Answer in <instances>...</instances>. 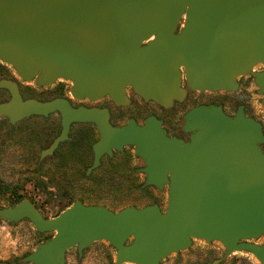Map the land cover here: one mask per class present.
<instances>
[{"label":"water","instance_id":"1","mask_svg":"<svg viewBox=\"0 0 264 264\" xmlns=\"http://www.w3.org/2000/svg\"><path fill=\"white\" fill-rule=\"evenodd\" d=\"M0 63L38 87L65 80L74 99L108 96L125 106L130 88L164 109L186 92H235L237 78L249 76L264 108V0H0ZM0 89L9 95L0 118L10 124L60 114L59 134L40 157L66 140L71 123L91 122L98 130L91 168L130 146L142 164V187L166 189L163 209L152 203L113 212L74 202L52 219L26 200L0 209L7 223L26 220L39 234L53 233L20 262L64 264L68 249L79 257L105 241L112 264H159L196 239L223 247L211 264L232 252L264 264V134L241 106L233 116L219 105L190 108L184 141L166 136L152 115L141 125L111 126L103 110L23 100L9 80Z\"/></svg>","mask_w":264,"mask_h":264},{"label":"rangeland","instance_id":"2","mask_svg":"<svg viewBox=\"0 0 264 264\" xmlns=\"http://www.w3.org/2000/svg\"><path fill=\"white\" fill-rule=\"evenodd\" d=\"M0 72L9 75L19 83L21 89L30 91L34 96H41L46 90L50 89V86H35L33 81H21L16 74H10L13 71L9 66L2 63H0ZM66 84L69 86L67 81ZM195 94L199 95L197 98L199 101H218L222 103L226 106L228 112H232L233 108L229 107L227 103L230 100H238L240 98L242 102L246 103L247 113L258 121L264 130V108L259 103L260 96L256 94V87L253 83L247 84L242 81L238 92H195ZM240 95H243V98ZM19 96L24 100L28 97L27 94L22 92L19 93ZM141 105L140 108L142 110L155 111L157 109L148 102H143ZM124 107H121L119 111L126 116L137 114L139 111L135 108ZM171 111H173V105L163 110V114ZM32 118L38 117L28 116L16 122V124L21 125L15 126V142L7 141L5 118H0V181L8 185L15 193L21 195L23 200H31L34 204H38L45 197L50 198L45 203L44 208L38 210L43 218L52 219L56 217L59 212L57 203H59L58 205H66L78 200V198L86 203L103 205L113 212L130 206L139 208L150 202L156 203L161 209L164 208L165 188L160 191L151 187H142V191L134 188L144 176L143 174H132L134 169L142 167V164L134 155L130 146L124 147L121 154H118V156H125L128 161L126 173L104 174V172L100 171L88 180L41 178V159L38 158V152L42 151L41 145L53 133L54 127L53 123L47 120L26 122ZM181 122L182 120H180ZM23 123L25 124L22 125ZM35 132L40 133L41 138L33 142L30 134ZM49 188H52L53 191H49ZM10 200L8 195L0 196V209L11 207ZM52 235V232L37 233L26 220H21L17 223H7L0 219V264H29L20 262L21 258L30 253L46 238L52 237ZM254 242L260 244L261 240ZM222 254L223 247L218 242L206 243L195 239L192 240L188 249L169 255L159 264H211L212 261L220 258ZM113 262L114 250L105 241H97L84 249L79 257L75 248L68 249L65 252L64 264H112ZM217 264L258 263L247 253L232 252Z\"/></svg>","mask_w":264,"mask_h":264},{"label":"flooded vegetation","instance_id":"3","mask_svg":"<svg viewBox=\"0 0 264 264\" xmlns=\"http://www.w3.org/2000/svg\"><path fill=\"white\" fill-rule=\"evenodd\" d=\"M262 68L260 66L254 67L252 71L258 72L261 71ZM13 72H10L12 74ZM9 80L16 83L19 93H25L28 95L25 99H34L40 102L49 101L52 99H64L68 102L71 108H78L83 107L86 109H95L97 111H105L107 115V122L111 126H122L127 123L129 119H132L138 125L143 123L144 118L147 116H154L157 120L161 123V128L164 130L166 136L168 137H175L178 139H182L184 141L188 140V134L183 133L181 131V123L182 116L192 107L197 105H219L223 113L228 116H233L237 107L241 106L244 112V115L250 117L247 113V106L245 102H242L239 98L238 100H230L227 105L232 107V112H228L226 106L218 101H199L197 98L199 97L198 94L195 92H186L183 95V98L180 102L173 100V111L169 113L163 114V110L161 106L155 104L152 101H148V103L153 104L157 109L155 111H146L142 110L140 107L143 104V101L140 97L136 96L130 88H125L124 94L127 99V107L135 108L139 110L137 114H133L131 116L124 115L120 108L124 107V105H115L108 96L101 97L95 101H88L87 99H74L70 96L68 92L69 86L66 84L65 80H56L52 85H50V89L41 95V96H34L30 91L23 90L19 86V83L16 82L13 78L9 75H6L4 72H0V80ZM244 79V80H241ZM250 79V80H248ZM242 81L245 83H253L252 79L249 76H242L237 78V92L241 88ZM182 88L183 84L181 85ZM246 91V90H244ZM243 98V95H240ZM9 98L8 92L5 89H0V103L7 101ZM24 100V99H23ZM125 108V107H124ZM118 110V111H117ZM38 118H32L27 120L26 122H31L35 120H47L53 123L54 131L48 136L46 141H44L41 145V149L46 150L53 139L58 136L60 131V114L58 112H53L48 114L45 117L37 116ZM141 118V120H140ZM5 124L7 125V141L8 142H15L16 141V131L15 126L21 124H10L7 120H5ZM25 122V123H26ZM23 123L22 125H24ZM262 127V126H261ZM262 132L264 134V130L262 128ZM31 139L33 142L40 140L41 134L34 133L30 134ZM98 139V130L96 126L91 122H73L69 125V129L67 132V138L63 142H60L55 149L49 155H43L40 157V152H38V158L40 160L41 168L40 177L45 178H73V179H82L88 180L93 178L96 173L102 171L104 174H110L115 172L126 173L128 170V161L125 156L121 154V151L112 150L111 155L103 154L99 158L98 165L95 168H91L92 161H93V154L91 151V145L97 141ZM264 145H261L263 147ZM142 167H137L133 171V175H142L140 169ZM144 178L138 182L134 188L139 191H142V184ZM6 187L5 192L0 193V196L8 195L10 196V204H15V200L17 197H20V200H23V197L14 190H12L8 185L2 183L0 181V187ZM152 188V187H151ZM49 191H53L52 188H49ZM82 192V191H81ZM51 195V194H49ZM50 198H44L38 204H34L31 200L28 201L37 211L40 208H44L46 202H48ZM74 202H80L82 205H96V206H103L95 203H86L82 199L78 198V200ZM74 202L68 203L66 205L57 203L58 210L66 209L71 206ZM154 202H150L148 204H152ZM105 207V206H103ZM159 207V206H158ZM107 208V207H105ZM138 208V207H136ZM160 208V207H159ZM108 209V208H107ZM161 209V208H160Z\"/></svg>","mask_w":264,"mask_h":264},{"label":"trees","instance_id":"4","mask_svg":"<svg viewBox=\"0 0 264 264\" xmlns=\"http://www.w3.org/2000/svg\"><path fill=\"white\" fill-rule=\"evenodd\" d=\"M5 190H6V187L4 186L3 188H1L0 187V193H3V192H5ZM21 200H20V197H17L16 198V200H15V204L16 203H18V202H20ZM64 209H62V210H60L58 213H57V215L61 212V211H63ZM51 237H48V238H46L44 241H46V240H48V239H50Z\"/></svg>","mask_w":264,"mask_h":264}]
</instances>
